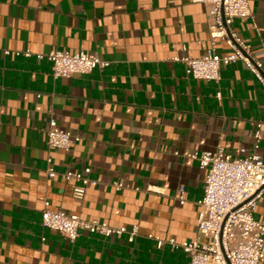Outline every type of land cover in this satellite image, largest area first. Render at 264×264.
Masks as SVG:
<instances>
[{
  "label": "crops",
  "instance_id": "crops-1",
  "mask_svg": "<svg viewBox=\"0 0 264 264\" xmlns=\"http://www.w3.org/2000/svg\"><path fill=\"white\" fill-rule=\"evenodd\" d=\"M248 2L251 17L234 18L231 29L259 51L264 0ZM209 47L202 3L0 0V264H188L180 248L148 237L196 235L205 170L186 154H249L264 120V89L240 62L221 66L215 82L186 76L172 59ZM26 49L95 52L109 65L54 77L46 58L16 53ZM215 49L229 51L221 41ZM50 118L80 136L69 151L47 149ZM261 133L256 153L264 158ZM85 167L94 183L76 199L60 173ZM45 200L82 219L137 224L138 235L128 242L79 230L70 242L42 226ZM253 217L264 220V196Z\"/></svg>",
  "mask_w": 264,
  "mask_h": 264
},
{
  "label": "built area",
  "instance_id": "built-area-1",
  "mask_svg": "<svg viewBox=\"0 0 264 264\" xmlns=\"http://www.w3.org/2000/svg\"><path fill=\"white\" fill-rule=\"evenodd\" d=\"M187 1L204 4L210 47L196 57L183 55L172 58L184 64L185 75L219 82L221 66L240 62L264 89V61L259 58L264 54V49L254 50L231 29L234 18L251 17L248 0ZM220 41L229 47L227 53L216 52L215 45ZM16 53L34 55L36 59L46 58L51 63L54 77L88 74L94 68L109 65L97 53L83 50L70 52L67 49H55L33 53L26 49ZM216 95L220 97V91ZM262 129L264 120H258L252 134V152L243 156H232L222 147L186 154L187 157L196 159L205 170L203 195L197 201L199 211L196 235L193 239L182 242H177L174 238L163 239L148 235L155 240L158 248L165 243L171 249L180 248L188 255V264H259L264 260V220L253 217L257 202L264 196V158L256 153ZM46 135L48 150L69 151L81 139L78 134L61 128L54 118L49 119ZM240 151L245 153L246 149L241 148ZM50 163L51 158L48 157L45 172L48 177H54L58 173ZM89 172L90 167H85L81 171L67 170L60 173L70 185L72 197L82 199L87 186L94 183L88 176ZM180 201H184L182 196ZM48 205L49 202L45 200L41 210L42 226L59 232L70 242L76 240L79 230L105 237L126 235L128 242H133L138 235L137 224L130 227L113 226L106 221L82 219L76 213L52 210ZM201 237L205 240H201Z\"/></svg>",
  "mask_w": 264,
  "mask_h": 264
}]
</instances>
